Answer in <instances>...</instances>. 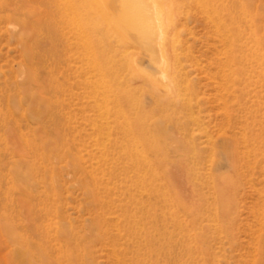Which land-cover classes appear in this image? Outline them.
Returning <instances> with one entry per match:
<instances>
[{
  "label": "rangeland",
  "instance_id": "rangeland-1",
  "mask_svg": "<svg viewBox=\"0 0 264 264\" xmlns=\"http://www.w3.org/2000/svg\"><path fill=\"white\" fill-rule=\"evenodd\" d=\"M84 1L105 85L130 96L107 116L99 71L70 70L53 33L72 5L0 0V264H264V0H171V95L107 0ZM136 142L147 185L125 157Z\"/></svg>",
  "mask_w": 264,
  "mask_h": 264
},
{
  "label": "bare ground",
  "instance_id": "bare-ground-1",
  "mask_svg": "<svg viewBox=\"0 0 264 264\" xmlns=\"http://www.w3.org/2000/svg\"><path fill=\"white\" fill-rule=\"evenodd\" d=\"M65 1L67 2V4L72 5L70 9L71 13L69 14L72 15L71 18L74 17L75 19L72 20L73 21L71 22L72 25L71 23H69L70 25H67L65 27L59 28L58 26L57 28H54L55 30H53V33L60 35L62 38L60 39L59 42L62 44L64 48L65 56L67 58L66 60L68 61V67L70 68V70L75 71V73L84 72L85 75L90 74V80L95 78L94 74L97 69L100 73L99 77L101 78L100 79L101 86H102V82H103V86L105 88L108 87L110 90L111 88L120 86L119 80L114 83H111V85H110V82L108 86L105 85L106 81L104 80V78H106L107 76L106 77L103 76L104 75L103 65L98 63V58L101 56L100 55L101 48H99L100 53H98V51L96 52V46L103 44V42H100L97 40L96 28H97L98 14L94 10H91L88 12L87 10L83 9V5L81 4L85 2L84 0H72V2H70V0H65ZM173 2H171V0H107V4H105L106 11L110 14V16L113 19L119 22L118 26H120V28H122V30L128 34L132 42L137 45V48L139 46L142 49L143 51L142 54L144 56L143 58H141V63L143 62L148 63V67L152 71H155L160 76V79H159L160 86L157 84L156 80L154 82L155 83L154 85L156 87L166 88L168 95H171L172 91H174V89L177 87L176 86L174 88V85H173V78H174L173 74L176 76L179 75L178 69L174 70L172 67H170V60L167 57V50H166L167 49L166 45L168 46V44L166 43L168 41V38L170 37L169 36L170 28L175 27L173 25V21L175 19V15H173V7H174ZM178 5L180 4L178 3ZM240 13H241V17L244 16L243 21L246 24L247 16L245 15V8L243 6L240 8ZM80 20L81 21L84 20L83 22L85 23L80 24L79 23ZM242 39H245L247 41V38L245 37V35L243 36ZM126 41H127V38H126ZM27 49H29L28 46H26L27 59L33 60L35 57L33 58L31 53H29V50ZM172 49H173V52L175 53L174 45ZM80 50H83V53H81ZM227 55L229 56V54ZM123 57L128 59L127 57H129V55L124 53ZM71 64H73L74 67H71ZM225 67L226 66H224V68ZM138 69H139V65L138 63L134 65V60L133 62L129 63V65L127 66V72L134 75L133 77L139 80H142V83L149 81L150 80L149 78L150 76H152V73H150L148 69H145L143 71L144 73L141 75L138 73ZM109 71H112V69ZM146 72L148 73L147 75H146ZM90 83L92 84V81ZM90 83H87V84H90ZM91 84H90V87H91ZM110 93L112 94L108 95ZM128 94L129 93L127 92V90L119 91V92H117V90L116 92L115 91L112 92L111 90V91H108V93L104 91L101 94L102 96L101 102L104 105L98 106L97 109L101 107L100 109L102 111L101 114L107 116L109 113H111V110L107 108V105L110 99L112 98V102L116 103L117 104L116 107L120 108V103L123 100L124 102L125 101L129 102L130 96H128ZM164 99H163V102H164ZM118 110H121V109H118ZM115 115L116 117L117 116L119 117V118H116V120H120L121 118L124 121L123 122L124 125L122 126V129H121V134L124 137V139L131 137L130 139L136 140L132 138L134 137L136 133H138L139 136L142 137L141 133L134 130L132 125L127 124L128 120L126 119V116L124 115L122 111H117ZM129 115H131V112H129ZM106 137L108 138V136ZM105 141H106V138H105ZM143 141H146V140H143ZM124 153L127 159H133L134 157H136L135 161L133 160L129 161V165H128V168L132 172H134L136 183L147 185L148 180L146 179V175H148L147 173H149L151 177H154V174H153L154 170H152L150 166L148 165L149 163L147 162L146 156H144V151L143 149H140V147L138 146V142H136L134 146L126 147ZM27 258H29V260ZM35 260H37L36 255L33 252L30 254L24 253V255L22 256L21 262L23 264H31Z\"/></svg>",
  "mask_w": 264,
  "mask_h": 264
}]
</instances>
